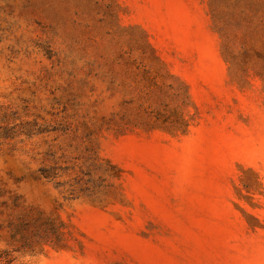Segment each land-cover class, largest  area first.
I'll list each match as a JSON object with an SVG mask.
<instances>
[{"label": "rangeland", "instance_id": "374dc122", "mask_svg": "<svg viewBox=\"0 0 264 264\" xmlns=\"http://www.w3.org/2000/svg\"><path fill=\"white\" fill-rule=\"evenodd\" d=\"M0 264H264V0H0Z\"/></svg>", "mask_w": 264, "mask_h": 264}]
</instances>
